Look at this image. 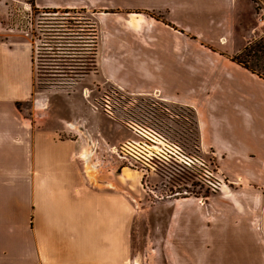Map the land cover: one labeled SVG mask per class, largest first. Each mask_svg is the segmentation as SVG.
I'll use <instances>...</instances> for the list:
<instances>
[{
    "label": "crops",
    "instance_id": "1",
    "mask_svg": "<svg viewBox=\"0 0 264 264\" xmlns=\"http://www.w3.org/2000/svg\"><path fill=\"white\" fill-rule=\"evenodd\" d=\"M32 3L93 14L100 29L96 68L106 81L134 95L191 103L197 115L207 104L203 144L225 146L233 160L240 156V186L230 194L238 206H183L171 213L176 264H264V80L227 57L263 35L248 0ZM29 47L0 20V264H133L128 237L135 223H122L120 194L89 189L74 158L79 144L38 128L37 101L33 118L18 107L31 94ZM187 70L209 75L187 78ZM124 71L134 72L133 80L118 81ZM188 86L215 88L212 100L185 95ZM213 111L224 116L219 120ZM197 140L200 146L199 133Z\"/></svg>",
    "mask_w": 264,
    "mask_h": 264
},
{
    "label": "rangeland",
    "instance_id": "2",
    "mask_svg": "<svg viewBox=\"0 0 264 264\" xmlns=\"http://www.w3.org/2000/svg\"><path fill=\"white\" fill-rule=\"evenodd\" d=\"M32 2L33 0H0V20L3 27L28 43L33 51L31 94L28 101L18 104L19 109L25 113L26 118H33L32 104L37 101L40 104L35 120L38 128L53 131L57 134H54V138L77 141L79 144L74 158L80 162L82 176L89 189L99 192L117 191L120 194L122 223H135L130 233L125 231L129 233L128 240L132 236L131 254L135 256L136 264H176V247L172 245L176 238L167 229L172 223L171 213L183 206H212L217 210L238 206L237 201L230 199V194H235L237 186H240V156L233 160L227 155L225 146L215 150L213 146L203 144L202 113L208 114V109H205L207 104H200L202 113L197 115L191 103H171L155 94L134 95L106 81L103 73L96 68L97 63L94 69L74 78L75 81H70V77L62 71L52 73L63 68V64H69L70 59L53 54L49 58L40 54L41 57L37 59L38 46L49 41L74 42L77 45L85 43L87 19L95 20V23L97 20L90 12L80 11L69 13L62 20L60 16L66 14L45 13ZM248 2L254 12L255 24L260 27L263 37L264 23L257 21V14L264 6V0ZM154 16L160 17L157 14ZM96 29L99 35V25ZM65 31L73 34L72 38ZM257 40H250L245 47ZM233 56L235 55L227 57L235 62L232 60ZM239 59L247 61L249 57L242 55ZM79 61L76 59V62ZM202 62L208 65L210 63L204 58ZM44 63L57 69H40ZM252 63H255L254 58ZM257 65H264V58L257 60ZM207 72L187 70L186 75L189 74L187 78L203 80L208 78ZM134 76V72L124 71L117 80L131 81ZM210 89L188 86L184 91L185 95L190 91L188 94L193 99L199 97L201 101L206 99L208 102L212 100L209 96ZM219 89L221 88L217 90ZM105 103L108 104L111 115L105 112ZM217 111L213 113L220 120L224 115ZM134 124L141 126L145 130L142 133L146 136H154L155 142L152 143L154 146H145L137 151V159L119 152V147L132 139L147 140L133 132L131 127ZM198 133L200 146H197ZM254 145L256 146L255 142ZM84 151L87 157L83 156L88 160L82 157ZM184 157L190 161L184 163ZM256 162L257 158L251 160V164ZM89 219H94L91 214ZM189 245L191 248H186V258L192 261L195 258L193 243ZM221 263L239 264L240 261L222 260Z\"/></svg>",
    "mask_w": 264,
    "mask_h": 264
},
{
    "label": "trees",
    "instance_id": "3",
    "mask_svg": "<svg viewBox=\"0 0 264 264\" xmlns=\"http://www.w3.org/2000/svg\"><path fill=\"white\" fill-rule=\"evenodd\" d=\"M86 12L83 9L80 10H73V11H60L57 10H44L45 13L50 14H66L62 15L64 20V17H67L69 13H75V12ZM87 26L85 27V36H86V42H82L79 45H77L74 42H60V41H49V42H42L41 46H38V52L36 53L37 59L40 58V54L46 57H50L51 54L53 55H64L65 58H69V64L65 65L63 64V68H58L59 70L53 71L52 73H61L57 71H62L64 75H68L70 77V81L77 79V77H81L84 74H86L89 70L94 69L95 67V59H96V50H97V27L96 23L91 20L87 19ZM55 28V27H54ZM68 33L67 31H65ZM70 38L73 36V34L68 33L66 34ZM84 39V40H85ZM239 56L245 55L246 57H249V60H240L239 56H233L232 60L236 63L240 64L245 69L249 70L251 73L256 74L260 78L264 79V65H257V60L264 58V36L260 39H258L256 42L251 44L248 47L244 48ZM41 50V52H40ZM63 56V57H64ZM253 58L255 59V63H252ZM76 59L80 60L79 62H76ZM43 62V61H41ZM72 62V63H71ZM42 70L50 71L52 70V65L48 63H44L41 65ZM57 68H54L55 70ZM75 78V79H74Z\"/></svg>",
    "mask_w": 264,
    "mask_h": 264
},
{
    "label": "built area",
    "instance_id": "4",
    "mask_svg": "<svg viewBox=\"0 0 264 264\" xmlns=\"http://www.w3.org/2000/svg\"><path fill=\"white\" fill-rule=\"evenodd\" d=\"M257 21L261 24L264 23V6L259 10L258 14H257ZM106 98H104V102H106ZM105 107V112L108 115H111V112L109 111V106L107 103L104 104ZM131 129L133 130V132L142 135L143 137H145L147 140H134L132 139L131 141H128L126 143H123L120 147H119V152L121 153H127L130 156L134 157L135 159H137V156L135 154H138L137 151H140L143 149V147L145 146H154L155 143L153 140L152 136L151 138L149 136H146L145 134L142 133V131H145L141 126H139L138 124H134L133 127H131ZM154 156H156V154H154ZM186 159V161L182 160L184 163H187V161H190L187 157H184Z\"/></svg>",
    "mask_w": 264,
    "mask_h": 264
},
{
    "label": "bare ground",
    "instance_id": "5",
    "mask_svg": "<svg viewBox=\"0 0 264 264\" xmlns=\"http://www.w3.org/2000/svg\"><path fill=\"white\" fill-rule=\"evenodd\" d=\"M85 157H87V154H83ZM138 264V263H137Z\"/></svg>",
    "mask_w": 264,
    "mask_h": 264
}]
</instances>
